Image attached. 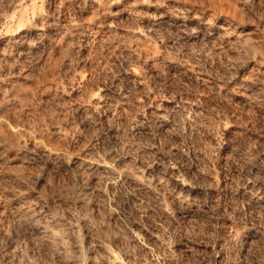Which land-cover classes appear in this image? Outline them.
Instances as JSON below:
<instances>
[{
  "label": "clouds",
  "instance_id": "clouds-1",
  "mask_svg": "<svg viewBox=\"0 0 264 264\" xmlns=\"http://www.w3.org/2000/svg\"><path fill=\"white\" fill-rule=\"evenodd\" d=\"M0 264H264V0H0Z\"/></svg>",
  "mask_w": 264,
  "mask_h": 264
}]
</instances>
